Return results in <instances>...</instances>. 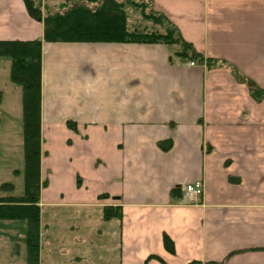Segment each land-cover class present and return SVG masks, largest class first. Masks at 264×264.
Returning <instances> with one entry per match:
<instances>
[{"label":"crops","instance_id":"1","mask_svg":"<svg viewBox=\"0 0 264 264\" xmlns=\"http://www.w3.org/2000/svg\"><path fill=\"white\" fill-rule=\"evenodd\" d=\"M154 7L205 57L264 89V0ZM43 35L24 0H0V39ZM174 52L165 43L43 42L41 211L100 216L95 226L87 214L70 225L51 217L42 241L73 238L72 250H42L40 264H264V97L229 66ZM196 181L201 199L178 202L173 188ZM106 206L121 216L104 218Z\"/></svg>","mask_w":264,"mask_h":264},{"label":"trees","instance_id":"2","mask_svg":"<svg viewBox=\"0 0 264 264\" xmlns=\"http://www.w3.org/2000/svg\"><path fill=\"white\" fill-rule=\"evenodd\" d=\"M40 0H24L29 14L43 22V39H0V56L11 59L10 79L22 86L24 193L0 195V219H24L27 228V264H40L41 206L40 196L48 179L42 178V67L43 41L49 42H143L175 46L174 54L182 59L205 63L208 67L227 65L240 81L250 85L256 99L264 97V89L225 60L205 57L186 40L178 25L154 7V0H66L58 8L43 12ZM41 2V1H40ZM72 128L75 123L67 121ZM163 150L172 146V139L158 142ZM4 190L14 189L4 183ZM172 194L179 197L180 188ZM104 218L121 216L119 206H106ZM166 248L173 250L169 236Z\"/></svg>","mask_w":264,"mask_h":264},{"label":"rangeland","instance_id":"3","mask_svg":"<svg viewBox=\"0 0 264 264\" xmlns=\"http://www.w3.org/2000/svg\"><path fill=\"white\" fill-rule=\"evenodd\" d=\"M40 1L43 12H46V10L51 8H58L61 2L66 0ZM172 48L176 47L173 46ZM10 67L11 59L0 56V195H20L24 193L25 161L22 86L10 79ZM52 153L55 152L52 150ZM44 169L46 170V166ZM46 175L47 173L44 175V179L49 176ZM8 182L14 184V189L4 190L2 188V185ZM47 190L55 192L52 186ZM80 214L93 216L89 220L90 223H86L95 226L100 216V211L98 212V208L80 211L74 207L54 208L44 204L40 216V226L42 228V225L50 221L51 217H61L62 219H59L61 225L75 224L78 217L82 216ZM27 228V220L0 219V264H27ZM50 239L43 238L42 241V238H40V251H56L63 246L67 247L62 248L66 251L72 250L66 244H68V241L72 243L73 238L67 237L63 238L64 240H59L57 237H53ZM49 242H52V245L48 247L47 243ZM46 244L47 246H45Z\"/></svg>","mask_w":264,"mask_h":264},{"label":"built area","instance_id":"4","mask_svg":"<svg viewBox=\"0 0 264 264\" xmlns=\"http://www.w3.org/2000/svg\"><path fill=\"white\" fill-rule=\"evenodd\" d=\"M191 64H194V62L191 61ZM203 191V183L201 181L188 183L184 186L183 192L178 197V202L181 204L196 203L201 199Z\"/></svg>","mask_w":264,"mask_h":264}]
</instances>
